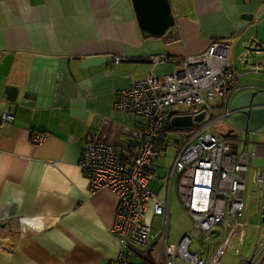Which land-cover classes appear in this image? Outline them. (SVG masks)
<instances>
[{"label": "crops", "instance_id": "obj_1", "mask_svg": "<svg viewBox=\"0 0 264 264\" xmlns=\"http://www.w3.org/2000/svg\"><path fill=\"white\" fill-rule=\"evenodd\" d=\"M170 2L176 21L158 38L143 33L132 0H0V116L7 108L15 115L0 125V264H111L116 257L110 228L118 195L92 192L80 160L89 135L121 148L139 144L142 119L114 109L122 88L178 70L188 55L222 40L241 85L264 89L243 81L264 75L250 70L264 62L257 0ZM238 25L252 30L253 48L232 47ZM170 125L177 130L167 129L168 139L182 133L185 140L195 127ZM35 133L45 140L35 143ZM158 159L150 188L160 187L162 201L169 194L170 210L172 167L163 172Z\"/></svg>", "mask_w": 264, "mask_h": 264}, {"label": "built area", "instance_id": "obj_2", "mask_svg": "<svg viewBox=\"0 0 264 264\" xmlns=\"http://www.w3.org/2000/svg\"><path fill=\"white\" fill-rule=\"evenodd\" d=\"M180 40V39H177ZM230 45L222 40L213 41L208 49L188 55L181 68L163 76L149 75L119 90L114 109L128 112L142 119L141 140L135 148H121L89 135L82 151L80 166L88 177L92 192L108 188L119 198L115 221L110 228L119 242V250L111 264H223V254L237 229L238 237L245 242L248 224L240 222L244 215L246 175L250 159H264V144L255 143L252 157L245 149L234 152L229 138L208 130L212 124L229 118L230 130L252 132L237 126L232 116L247 110L264 107L252 104L232 108L234 99L250 89L264 93L263 88L241 85L242 73L231 65ZM248 55L243 60L246 62ZM116 62L121 60L115 57ZM253 72L264 70V62L250 66ZM225 98V111L212 116L211 101ZM183 105L195 114L204 113L202 120H194V129L183 141L168 175V188L177 172V194L181 206L192 219V227L176 244L168 243L169 194L163 201L150 188L154 178L156 160L161 157L159 147L167 124L176 115L174 107ZM15 118L7 108L0 116L5 126ZM46 133H35L34 142L42 143ZM257 189L261 195L260 217L264 214V163L257 167ZM257 196L255 197V199ZM254 199V200H255ZM154 216H165L162 231L153 232V222L148 220L150 204ZM261 225H259L257 242ZM218 231L213 238L210 231ZM202 237L204 245L191 250L194 237ZM161 243L158 247L157 244ZM261 244H263L261 242ZM264 246V244H263ZM244 258L241 264H264V249L260 259ZM236 252H241L237 249Z\"/></svg>", "mask_w": 264, "mask_h": 264}, {"label": "rangeland", "instance_id": "obj_3", "mask_svg": "<svg viewBox=\"0 0 264 264\" xmlns=\"http://www.w3.org/2000/svg\"><path fill=\"white\" fill-rule=\"evenodd\" d=\"M178 3H183L184 0H176ZM255 1V0H254ZM260 6L264 7V0H257ZM247 26L249 24L247 23ZM240 25L236 30V39L232 42V47H238L239 51L244 50L245 48H253V40L250 35L253 34L252 30L247 27L243 31L239 29ZM264 76V75H263ZM261 74H250L244 77L243 81L247 80H254L257 81L258 84L264 86V77ZM225 98L217 97L216 99L211 101L212 107L210 108L209 112L213 113V117L221 114L225 111ZM182 108H186L185 106L176 105V110H181ZM229 125V118L225 117L222 121L215 122L208 130L213 132L214 134L218 135L219 137L222 134L228 132L230 130ZM175 137L172 136L169 146H167V151H164L162 157L158 159V164L161 166V169H164L163 172H168V169L172 167L174 160L178 151L180 150L184 134L175 133ZM233 137L229 138L230 143L232 145V150L234 152L240 153L245 149L246 140L248 139V150L252 157L254 152L255 143L264 144V126L256 131H252L247 137L246 131H236L234 132ZM166 143V142H165ZM167 144V143H166ZM264 163V159L258 156L253 163V160L250 159V163L247 170L246 175V182L247 187L244 195V215L240 218V222L243 224H248L246 228L245 234V242L240 244L238 237L241 234L242 228L237 229L236 233L231 238L224 254L222 257L223 264H241L244 258L248 260L252 257L255 247L257 255L255 256V260L260 259L263 254L264 249V214L263 217H260V197L261 193L257 189L256 184V171L257 167L262 166ZM173 181L171 184V197H170V210L168 216V229H169V238L168 243L176 244L179 238L187 231H189L192 227V219L187 213V211L181 206L177 190H176V182L178 174L177 172L174 173ZM157 193H161L160 187L155 189ZM257 198L255 199V197ZM255 199V200H254ZM154 229L153 232H161L164 224H165V216H154L152 219ZM259 225H261V232L259 236V240L257 242V235L259 230ZM210 235L213 238L219 236L218 231H210ZM261 242L263 244H261ZM161 243H158L157 246L159 247ZM204 245L202 237H194V242L191 245V250L197 251L200 247ZM237 249H240L241 252H236Z\"/></svg>", "mask_w": 264, "mask_h": 264}, {"label": "water", "instance_id": "obj_4", "mask_svg": "<svg viewBox=\"0 0 264 264\" xmlns=\"http://www.w3.org/2000/svg\"><path fill=\"white\" fill-rule=\"evenodd\" d=\"M132 2L144 34L160 38L174 26L176 20L170 0H132ZM252 104H264V93L255 89L246 90L234 99L232 108ZM203 116L204 113L195 117L192 114L176 115L171 123L177 127H188L194 124V120H201ZM232 120L240 128L256 131L264 126V107L234 114ZM232 132L233 130H229L222 136L231 138L235 136Z\"/></svg>", "mask_w": 264, "mask_h": 264}, {"label": "trees", "instance_id": "obj_5", "mask_svg": "<svg viewBox=\"0 0 264 264\" xmlns=\"http://www.w3.org/2000/svg\"><path fill=\"white\" fill-rule=\"evenodd\" d=\"M167 129H169V130H171V131H175V130H177L176 128H174V127L171 126L170 124H167V125H166L165 130H164L162 136L160 137V141H159V147H160L162 150H163L164 147L167 148V146H169L168 144H170V142H171V139H168V138L165 137V132H166ZM189 129H190V131H192L193 128H189ZM165 142H166L167 144H166Z\"/></svg>", "mask_w": 264, "mask_h": 264}]
</instances>
